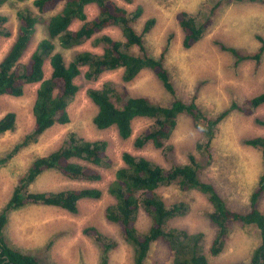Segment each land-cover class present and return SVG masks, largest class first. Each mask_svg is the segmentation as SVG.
Segmentation results:
<instances>
[{
    "label": "rangeland",
    "instance_id": "1",
    "mask_svg": "<svg viewBox=\"0 0 264 264\" xmlns=\"http://www.w3.org/2000/svg\"><path fill=\"white\" fill-rule=\"evenodd\" d=\"M34 0H9L0 12L8 18L6 27L10 37H0V61L15 40L19 28L18 13L24 10L37 12ZM130 13L142 8L141 17L135 22L138 33L143 34L145 23L154 19L150 32L143 35L146 52L149 56L160 59L170 73L177 95L187 104L195 102L205 115L216 118L236 102L260 94L264 89V53L260 64L252 59L239 64L220 44L237 48L242 54H256L262 47L259 38L264 39V4L251 0H133L127 4L116 0ZM58 9L44 17L56 14ZM90 19L98 9L87 8ZM188 12L200 25L207 23L202 40L191 49L183 46L184 31L177 15ZM37 14V13H36ZM45 23L37 25L28 51L22 63L36 50L39 43L47 37ZM76 23L73 29H77ZM100 35H109L118 41H124L121 30L109 28ZM95 38V37H94ZM86 41L81 46L64 50L57 45L56 51L62 52L69 63L79 51L102 53L101 47H94ZM134 54H141L133 48ZM45 78H49L52 68L49 60L44 65ZM82 75L76 79L80 90L68 107L70 122L56 125L48 130L37 144L23 148L18 154L0 165V214L19 179L26 173L31 162L41 155L58 149L67 140L70 133H76L87 140H106L109 143L108 155L113 161L110 168H99L102 180L99 182L71 181L58 172L48 171L30 186L32 192H53L74 188L96 187L104 195L99 200H83L79 203V212L71 214L61 208L47 206H29L19 211H11L8 223L2 230L4 242L13 250L36 256L40 264H102L104 245L85 233V229L95 228L103 236L105 243L114 244L108 253L107 264H134L133 248L123 238L121 229L106 218V209L114 204L108 193L109 184L115 179L118 169L125 166L123 154L129 152L137 157H145L170 168L177 164H189L190 157L196 158L201 180L215 186L226 201L230 210L246 214L250 211V198L258 186L263 170L262 153L259 149L245 145V141L264 136V105L251 115L237 110L223 120L215 131V138L210 143V151L203 154L199 145H205L208 138L196 128L192 118L180 115L178 126L168 144L174 147L172 154L147 144L136 148L134 142L154 120L137 118L133 122V136L122 139L116 128L99 130L93 124L97 107L90 100L87 91L101 88L106 82H112L123 94L134 97H147L156 105L168 106L173 97L164 89L162 83L150 70H144L130 83L122 80V70L107 72L97 81H88ZM39 84L27 85L21 97H0V119L9 112L17 114V127L0 135V160L7 158L15 146L34 127L33 105ZM114 101H116L114 99ZM168 206L185 203L189 212L184 217L171 220L168 226L185 230L191 234L204 233L203 254L211 264H249L254 251L261 243V234L255 225L232 223L226 246L222 253L215 256L210 248L217 228L209 219L213 207L208 199L198 191L183 192L176 185L159 189ZM259 209L264 214V196L259 200ZM137 228L146 233L151 226V219L141 211ZM173 252L163 240L153 243L146 264H172Z\"/></svg>",
    "mask_w": 264,
    "mask_h": 264
},
{
    "label": "trees",
    "instance_id": "2",
    "mask_svg": "<svg viewBox=\"0 0 264 264\" xmlns=\"http://www.w3.org/2000/svg\"><path fill=\"white\" fill-rule=\"evenodd\" d=\"M9 0H0V9ZM25 1V0H18ZM131 4L133 0H123ZM244 1V0H239ZM258 1L264 4V0ZM36 13L30 10L18 13L19 28L14 42L0 61V97H21L27 85L39 84L33 105L34 127L21 144L14 147L7 158L0 160L5 164L23 148L37 144L41 137L56 125L70 122L68 107L78 94L80 88L76 79L82 75L88 81H97L103 74L122 70V80L130 83L144 70H150L162 83L164 89L173 97L168 106L153 104L149 98L139 96H120L119 90L112 82H106L101 88H90L87 95L98 111L93 124L99 130L115 127L122 139L133 136V122L137 118L154 120V124L146 129L134 142L136 148L152 144L155 148L172 154L174 147L167 142L178 126L180 115L192 118L196 128L201 130L208 142L199 145L203 154L210 151V143L215 138V131L220 123L232 111L251 115L264 105V89L257 96L231 107L216 118L210 119L195 103H185L176 92L170 73L163 57L160 59L147 54L143 35L150 32L155 24L154 19L148 20L143 34L138 33L135 22L142 15V8L130 13L116 0H34L32 3ZM60 11L44 17L58 9ZM95 6L98 13L92 19L87 8ZM178 22L184 31L183 46L191 49L199 43L207 29V23L200 25L188 12H179ZM8 18L0 12V37H10L6 27ZM45 23L47 37L44 38L28 58L22 63L37 25ZM80 23L77 29H73ZM109 28H118L124 41H118L109 35H100ZM95 37V38H94ZM262 47L256 54H242L234 47L220 44L223 51L230 53L239 64L246 60H256L259 64L264 53V39L259 38ZM94 40V47H101L102 53L79 51L67 63L62 52L56 51L57 45L64 50L81 46L84 42ZM138 48L141 54H134ZM49 60L52 72L45 78L44 65ZM114 99L116 101H114ZM264 126V121L258 120ZM17 114L9 112L0 119V135L15 131ZM245 145L259 149L262 153L263 170L257 188L250 198V211L246 214L230 210L226 201L215 186L201 180L196 158L191 156L189 164H177L170 168L145 157H137L129 152L123 154L125 166L118 169L115 179L109 184L108 193L114 204L106 209V218L117 225L125 241L133 248L134 264H146L150 249L158 240H163L173 252L172 264H211L203 254L204 233H189L185 230L169 227L171 220L184 217L189 212L185 203L168 206L159 189L176 185L183 192L198 191L203 194L213 207L208 216L217 228L210 251L217 256L223 252L230 234L232 223L255 225L261 234V243L254 251L249 264H264V214L259 209V200L264 196V136L247 139ZM109 143L106 140H87L76 133H70L67 140L58 149L46 155L37 156L30 164L26 173L19 179L11 198L0 214V264H6L1 256H7L11 264H40L36 256L13 250L3 240L2 230L8 223L11 211H19L29 206H47L61 208L71 214L79 212V203L83 200H99L104 193L96 187H83L53 192H32L30 186L48 171H55L71 181L99 182L103 176L99 168H110L113 161L108 155ZM141 211L151 219L150 229L142 233L137 228V220ZM85 233L94 237L104 245L102 264L108 263V253L114 244H107L104 236L95 228L85 229Z\"/></svg>",
    "mask_w": 264,
    "mask_h": 264
},
{
    "label": "flooded vegetation",
    "instance_id": "3",
    "mask_svg": "<svg viewBox=\"0 0 264 264\" xmlns=\"http://www.w3.org/2000/svg\"><path fill=\"white\" fill-rule=\"evenodd\" d=\"M1 258H3V260L6 262V264H11L9 258L7 256H1Z\"/></svg>",
    "mask_w": 264,
    "mask_h": 264
}]
</instances>
